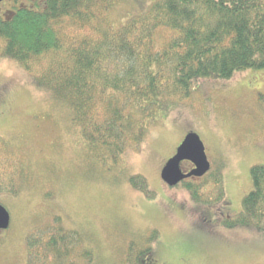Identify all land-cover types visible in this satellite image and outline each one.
<instances>
[{"label": "rangeland", "instance_id": "obj_1", "mask_svg": "<svg viewBox=\"0 0 264 264\" xmlns=\"http://www.w3.org/2000/svg\"><path fill=\"white\" fill-rule=\"evenodd\" d=\"M35 1L42 2L3 0L0 14ZM150 2L116 0L106 17L120 25ZM65 33L77 39L83 31L68 25ZM189 132L200 135L209 172L222 180L212 188L208 172L195 181L206 184L211 202H196L182 182L170 186L161 178ZM78 133L68 107L0 52V203L11 216L1 233L0 264H137L138 255L145 264H264V227L223 221L242 210L254 187L251 168L264 165V68L201 79L117 164L97 161ZM134 175L146 179L145 189L133 185ZM15 180L22 183L17 195L7 190ZM68 231L77 238L71 251L56 256L46 249L51 235Z\"/></svg>", "mask_w": 264, "mask_h": 264}, {"label": "trees", "instance_id": "obj_2", "mask_svg": "<svg viewBox=\"0 0 264 264\" xmlns=\"http://www.w3.org/2000/svg\"><path fill=\"white\" fill-rule=\"evenodd\" d=\"M114 5L116 0H42L0 14L1 54L68 107L80 141L104 166L138 148L173 100L188 97L201 79L264 68V0H151L120 25L106 17ZM68 25L83 31L81 37H67ZM160 31L165 41L159 44ZM209 175L212 188L222 187L218 172ZM251 175L254 187L242 210L225 216L228 226L264 227V165H254ZM192 180L182 183L196 202H211L202 191L206 184ZM15 181L7 189L13 195L22 186ZM131 181L146 188L141 175ZM76 239L73 231L51 235L46 249L59 256ZM29 244L31 256L37 255L38 240Z\"/></svg>", "mask_w": 264, "mask_h": 264}, {"label": "water", "instance_id": "obj_3", "mask_svg": "<svg viewBox=\"0 0 264 264\" xmlns=\"http://www.w3.org/2000/svg\"><path fill=\"white\" fill-rule=\"evenodd\" d=\"M3 0H0V2ZM190 161L194 167L188 172L182 168L183 161ZM211 169L204 142L196 132H189L175 154L165 163L161 170V178L170 185L175 186L190 177H202ZM11 221L10 212L0 203V230H6Z\"/></svg>", "mask_w": 264, "mask_h": 264}, {"label": "flooded vegetation", "instance_id": "obj_4", "mask_svg": "<svg viewBox=\"0 0 264 264\" xmlns=\"http://www.w3.org/2000/svg\"><path fill=\"white\" fill-rule=\"evenodd\" d=\"M1 2H2V1H1ZM1 2H0V3H1ZM173 155H174V154H173ZM173 155H172V156H173ZM181 166H182L183 170H184V171H187V172H188L190 169H192V168L194 167V165H193L190 161H188V160L183 161ZM191 178H195V179H196V178H198V177H191ZM4 231H5V230H0V238H2V236H4V235L1 234V233L4 232ZM142 264H145V263L142 261Z\"/></svg>", "mask_w": 264, "mask_h": 264}]
</instances>
